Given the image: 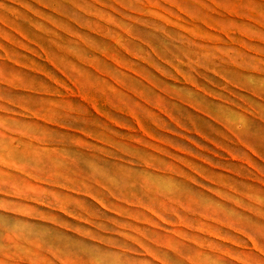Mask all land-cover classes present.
I'll use <instances>...</instances> for the list:
<instances>
[{"label": "rangeland", "instance_id": "obj_1", "mask_svg": "<svg viewBox=\"0 0 264 264\" xmlns=\"http://www.w3.org/2000/svg\"><path fill=\"white\" fill-rule=\"evenodd\" d=\"M0 264H264V0H0Z\"/></svg>", "mask_w": 264, "mask_h": 264}]
</instances>
